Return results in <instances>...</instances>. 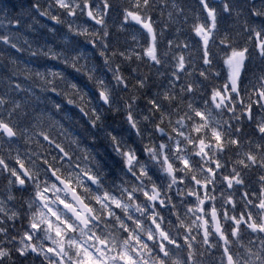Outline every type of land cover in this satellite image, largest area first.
Masks as SVG:
<instances>
[{
    "label": "clouds",
    "instance_id": "1",
    "mask_svg": "<svg viewBox=\"0 0 264 264\" xmlns=\"http://www.w3.org/2000/svg\"><path fill=\"white\" fill-rule=\"evenodd\" d=\"M219 2L0 0V264H264V0Z\"/></svg>",
    "mask_w": 264,
    "mask_h": 264
},
{
    "label": "snow or ice",
    "instance_id": "2",
    "mask_svg": "<svg viewBox=\"0 0 264 264\" xmlns=\"http://www.w3.org/2000/svg\"><path fill=\"white\" fill-rule=\"evenodd\" d=\"M91 7L92 5H88V8H89V11H88V17L90 19H95L93 16H92V12H91ZM211 14V13H210ZM133 19L134 20H139V17H136V16H133ZM97 23H99V21H97ZM146 28H148L149 26L148 25H145ZM199 31V30H198ZM155 46H153V48L151 49H147L146 50V55L151 57L153 60L156 59V55H155ZM183 67V65L181 64V68ZM199 115V113H198ZM200 129L198 128L197 131H199ZM6 131L9 132V135H11V130L9 129H6ZM213 135L219 139V134L218 133H213ZM262 207H264V205H262ZM126 258V257H125ZM84 264H94L93 260H92V257L90 255H88L87 253H85V259H84ZM129 264H131V261H129Z\"/></svg>",
    "mask_w": 264,
    "mask_h": 264
},
{
    "label": "rangeland",
    "instance_id": "3",
    "mask_svg": "<svg viewBox=\"0 0 264 264\" xmlns=\"http://www.w3.org/2000/svg\"><path fill=\"white\" fill-rule=\"evenodd\" d=\"M132 35L137 36V38H138L141 42H143V39H144V38H143L142 36H140L139 34L133 32ZM234 60H235V58H233V61H232L233 66H235V62H234ZM168 77H170V76H168ZM211 121H213L214 123L217 122V120H216L215 118H213ZM211 130H218V128L214 127V128L211 129ZM225 131H227V130H225ZM229 156H230V155H224V156L222 157V159H223V161L225 162L226 165H227L228 163H230V162H231L230 159L233 158V157H229ZM221 171H222V172H225V169H222ZM218 178H219V176H218ZM221 184L224 185V188L226 187V185H225L223 182H221ZM224 188L222 187V188H220V190H218V189L216 190V191H218V193H219V197H220L221 200H223V189H224ZM178 203H179V201H178ZM182 206H183V205H182ZM229 223H231V222H229Z\"/></svg>",
    "mask_w": 264,
    "mask_h": 264
},
{
    "label": "trees",
    "instance_id": "4",
    "mask_svg": "<svg viewBox=\"0 0 264 264\" xmlns=\"http://www.w3.org/2000/svg\"><path fill=\"white\" fill-rule=\"evenodd\" d=\"M8 2H9L10 4H12L13 7H15V6H17V5L22 4V3H23V0H8ZM0 27H3V25L0 24ZM43 32H44V31H41L40 34H39V38H40L42 41L45 40L44 34H46V32H45V33H43ZM42 33H43V35H42ZM143 42H144V39H143ZM158 83H160V81H158ZM225 114H226V113H225Z\"/></svg>",
    "mask_w": 264,
    "mask_h": 264
},
{
    "label": "flooded vegetation",
    "instance_id": "5",
    "mask_svg": "<svg viewBox=\"0 0 264 264\" xmlns=\"http://www.w3.org/2000/svg\"><path fill=\"white\" fill-rule=\"evenodd\" d=\"M225 171H226V169H225ZM222 216H223V213L221 212V213H220V217L222 218ZM225 227H227V226L225 225Z\"/></svg>",
    "mask_w": 264,
    "mask_h": 264
}]
</instances>
